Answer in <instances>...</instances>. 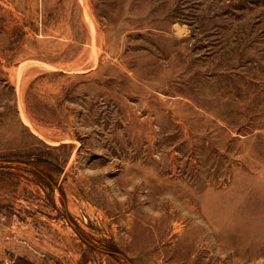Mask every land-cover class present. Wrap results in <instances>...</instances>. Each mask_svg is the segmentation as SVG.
<instances>
[{
    "label": "rangeland",
    "instance_id": "rangeland-1",
    "mask_svg": "<svg viewBox=\"0 0 264 264\" xmlns=\"http://www.w3.org/2000/svg\"><path fill=\"white\" fill-rule=\"evenodd\" d=\"M5 259L264 264V0H0Z\"/></svg>",
    "mask_w": 264,
    "mask_h": 264
},
{
    "label": "clouds",
    "instance_id": "clouds-1",
    "mask_svg": "<svg viewBox=\"0 0 264 264\" xmlns=\"http://www.w3.org/2000/svg\"><path fill=\"white\" fill-rule=\"evenodd\" d=\"M114 195L120 202H123L124 200H126V197L123 195H120L118 192L115 193ZM169 199H172V197H169ZM144 211L149 217H152V218H158L161 215L159 211L153 210L152 207H145Z\"/></svg>",
    "mask_w": 264,
    "mask_h": 264
},
{
    "label": "built area",
    "instance_id": "built-area-1",
    "mask_svg": "<svg viewBox=\"0 0 264 264\" xmlns=\"http://www.w3.org/2000/svg\"><path fill=\"white\" fill-rule=\"evenodd\" d=\"M4 262H5V263H3V264H10V263H11V262H10L9 260H7V259H5Z\"/></svg>",
    "mask_w": 264,
    "mask_h": 264
}]
</instances>
